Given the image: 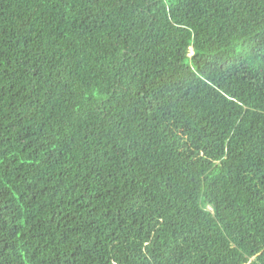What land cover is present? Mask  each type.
Here are the masks:
<instances>
[{
  "label": "trees",
  "instance_id": "16d2710c",
  "mask_svg": "<svg viewBox=\"0 0 264 264\" xmlns=\"http://www.w3.org/2000/svg\"><path fill=\"white\" fill-rule=\"evenodd\" d=\"M0 264H264V0H0Z\"/></svg>",
  "mask_w": 264,
  "mask_h": 264
},
{
  "label": "rangeland",
  "instance_id": "374dc122",
  "mask_svg": "<svg viewBox=\"0 0 264 264\" xmlns=\"http://www.w3.org/2000/svg\"><path fill=\"white\" fill-rule=\"evenodd\" d=\"M193 54V52L191 51V54L190 55H192Z\"/></svg>",
  "mask_w": 264,
  "mask_h": 264
}]
</instances>
